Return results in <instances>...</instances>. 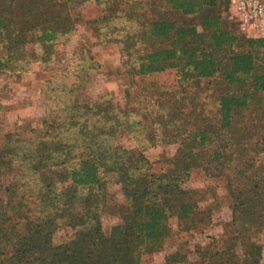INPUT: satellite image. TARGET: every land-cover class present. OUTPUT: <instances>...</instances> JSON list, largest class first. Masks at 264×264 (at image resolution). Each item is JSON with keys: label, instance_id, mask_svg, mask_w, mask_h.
I'll return each mask as SVG.
<instances>
[{"label": "trees", "instance_id": "16d2710c", "mask_svg": "<svg viewBox=\"0 0 264 264\" xmlns=\"http://www.w3.org/2000/svg\"><path fill=\"white\" fill-rule=\"evenodd\" d=\"M69 1L74 0H0V68H23L35 55L27 51L28 43L44 48L35 60H49L55 40L70 34L77 22ZM138 7H149L152 17L127 18L144 24L123 41L130 72L174 68L183 79H224L229 90L216 97L218 127L211 123L188 132L166 160L169 165L156 169L146 156L112 144L121 131L132 134L140 128L132 112L120 111L109 93L81 100L90 66L79 65L76 73L71 66H59L41 84V127L7 133L0 143V183L12 163L28 167L5 186L0 264H142L144 254L176 242L172 217L180 229L208 217L199 203L202 192L178 186L180 174L197 166L206 176L226 181L233 228L221 246L212 238L199 254L209 264H261L263 244L256 235L264 227V160L257 151L250 154L235 129L239 119L260 109L254 104L264 112V37L238 32L229 0H133L131 14ZM111 16L107 10L100 21ZM137 46L142 50L136 54ZM179 133L180 126L170 139ZM111 180L120 183L125 202L121 221L106 235L97 217ZM63 182L75 188L73 198L58 189ZM77 210L94 220L70 239L54 243V232L70 225ZM237 244L241 252L235 250Z\"/></svg>", "mask_w": 264, "mask_h": 264}, {"label": "rangeland", "instance_id": "374dc122", "mask_svg": "<svg viewBox=\"0 0 264 264\" xmlns=\"http://www.w3.org/2000/svg\"><path fill=\"white\" fill-rule=\"evenodd\" d=\"M132 1H69L70 12L77 22L70 34L55 40L50 59L44 63L48 69L35 60V56L45 53L44 48L33 43H28L26 48L35 55L22 64L23 68H0V143L7 133L41 127L45 115L41 84L54 70L60 69L59 66L65 65L71 66L74 73L79 71V65L90 66L88 77L80 87L81 100H95L101 94L109 93L120 111L134 114L141 122L138 131L131 134L123 130L112 140V144L126 147L133 154L146 156L151 162L154 161L156 169L169 165L165 163L166 160L176 154L180 138L187 137L188 132L198 126L207 128L211 123L215 129L218 127L216 97L229 90V84L224 79L219 76L183 79L174 68L148 74L130 72L131 60L123 41L128 40V36H136L144 24L136 20L130 22L127 18L149 20L152 17L149 7H138L136 14H131ZM107 10L112 13L111 18L100 21ZM141 50L142 47L137 46L135 53ZM252 107L260 109L245 115V120L239 119L235 132L238 137L245 138L242 143L250 148V154L257 151L264 160V112L259 103ZM178 126L182 135L171 140L170 136L176 134ZM21 172L27 173L28 167L24 163L14 162L4 173L0 183V204L6 200L5 186ZM40 177L46 178L44 174ZM70 184H58V189L69 199L75 194V188H71ZM178 186L200 190L204 195L200 206L206 207L209 215L205 219H197L189 229H180L176 217H172L170 228L176 242L144 254L142 264H209L208 259H204L198 251L212 238L216 239L214 243L217 246H221L223 236L233 235L231 209L227 205L228 193L223 177H208L206 171L197 166L188 173L180 174ZM124 202L120 183L109 181L103 191L97 217L106 235L110 234L113 225L121 221ZM91 220L94 218L86 217L77 210L70 225L54 232V243L70 239ZM256 239L264 247V227L259 230ZM235 250L242 251L240 244Z\"/></svg>", "mask_w": 264, "mask_h": 264}, {"label": "built area", "instance_id": "2783aa9c", "mask_svg": "<svg viewBox=\"0 0 264 264\" xmlns=\"http://www.w3.org/2000/svg\"><path fill=\"white\" fill-rule=\"evenodd\" d=\"M237 30L252 37H264V0H229Z\"/></svg>", "mask_w": 264, "mask_h": 264}, {"label": "crops", "instance_id": "0c3cea01", "mask_svg": "<svg viewBox=\"0 0 264 264\" xmlns=\"http://www.w3.org/2000/svg\"><path fill=\"white\" fill-rule=\"evenodd\" d=\"M264 248V247H263ZM262 257H263V251H262ZM261 264H262V259H261Z\"/></svg>", "mask_w": 264, "mask_h": 264}]
</instances>
